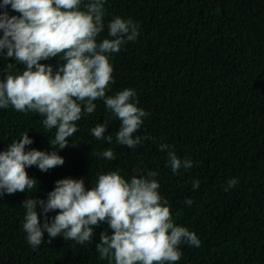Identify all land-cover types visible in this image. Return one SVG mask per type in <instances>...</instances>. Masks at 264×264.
Here are the masks:
<instances>
[{
    "label": "trees",
    "instance_id": "1",
    "mask_svg": "<svg viewBox=\"0 0 264 264\" xmlns=\"http://www.w3.org/2000/svg\"><path fill=\"white\" fill-rule=\"evenodd\" d=\"M104 9L98 43L110 38L107 25L115 16L139 25L137 39L110 55L114 83L107 95L136 91L138 107L148 115L133 135L148 139L135 148L119 144L120 121L104 99L95 100V110L82 114L77 132L59 150L65 163L47 172L28 167L36 187L0 196V264H108L96 249L102 232L112 234L106 222L95 227L91 243L81 245L62 234L49 242L45 231L42 244L34 248L23 229L22 203L47 199L58 179L83 178L90 189L100 174L110 171L128 180L159 173L158 191L167 199L174 223L201 241L200 247L181 244L175 264H264V0H105ZM7 10L20 15L10 5ZM61 62L59 56L41 61L54 71ZM9 63L13 73L25 69L15 57L0 55V79L7 76ZM42 119L11 105L0 108V151L25 132L34 141L26 151H53L50 139L56 130L46 129ZM105 120L111 142L91 134ZM161 142L174 146L193 167L173 173L167 153L158 148ZM108 149L114 160L100 155ZM232 179L238 183L226 191ZM196 180L198 189L193 188ZM38 212L43 223L39 207ZM56 214H47L50 222Z\"/></svg>",
    "mask_w": 264,
    "mask_h": 264
},
{
    "label": "clouds",
    "instance_id": "2",
    "mask_svg": "<svg viewBox=\"0 0 264 264\" xmlns=\"http://www.w3.org/2000/svg\"><path fill=\"white\" fill-rule=\"evenodd\" d=\"M105 0H2L0 3V55L15 57L25 65L21 72H12L0 79V108L11 105L17 112L39 113L48 130L55 129L50 139L53 151L31 149L34 141L25 132L18 141L0 151V196L25 192L36 187L37 180L29 176L27 168L33 165L47 172L65 163L59 150L68 146L69 138L78 130L76 122L83 113L91 114L97 99H104L106 108L120 121L116 141L135 148L148 137L135 136L148 113L139 105L137 93L132 88L107 95L114 83V68L110 55L121 51L122 45L135 41L139 25L132 19L115 16L109 21L110 38L97 42L104 30ZM20 15H10L8 6ZM7 49L6 54L4 50ZM62 61L54 71L51 64L41 63L53 57ZM109 122L97 124L91 134L111 142L105 135ZM166 152L173 173L182 167L190 169L193 161L181 159L174 146L166 142L158 145ZM100 155L114 160L113 150ZM140 173L139 168L134 169ZM159 173L133 175L130 180L119 171L100 174L93 187L86 188L83 178L58 179L47 199L27 198L23 229L32 247H39L45 231L51 239L63 235L83 245L91 243L94 229L106 222L112 230L101 233L96 249L100 259L108 264H175L182 256L180 245L200 247L201 241L194 231L174 223L170 205L158 189ZM238 183L228 182L225 190ZM200 182H193L198 189ZM185 203L192 205L193 200ZM38 207L44 214L43 223ZM58 210V211H57ZM56 211L51 219L48 213Z\"/></svg>",
    "mask_w": 264,
    "mask_h": 264
},
{
    "label": "bare ground",
    "instance_id": "3",
    "mask_svg": "<svg viewBox=\"0 0 264 264\" xmlns=\"http://www.w3.org/2000/svg\"><path fill=\"white\" fill-rule=\"evenodd\" d=\"M245 59V58H244ZM172 183V182H171ZM245 183V182H244ZM209 185V184H208ZM242 208V207H241ZM224 210V209H223Z\"/></svg>",
    "mask_w": 264,
    "mask_h": 264
}]
</instances>
